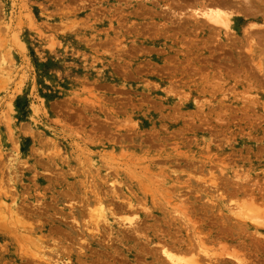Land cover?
<instances>
[{
	"label": "rangeland",
	"instance_id": "obj_1",
	"mask_svg": "<svg viewBox=\"0 0 264 264\" xmlns=\"http://www.w3.org/2000/svg\"><path fill=\"white\" fill-rule=\"evenodd\" d=\"M0 264H264V0H0Z\"/></svg>",
	"mask_w": 264,
	"mask_h": 264
},
{
	"label": "bare ground",
	"instance_id": "obj_2",
	"mask_svg": "<svg viewBox=\"0 0 264 264\" xmlns=\"http://www.w3.org/2000/svg\"><path fill=\"white\" fill-rule=\"evenodd\" d=\"M216 14V13H215ZM214 15V14H213ZM215 16V15H214ZM216 18H217V16H216ZM216 18H214V19H216ZM221 19V18H220ZM219 19V20H220ZM210 20V19H209ZM211 21V20H210ZM215 22H216V20H214ZM217 23V22H216ZM221 23V22H220ZM218 25V24H217ZM172 256H170V258H171ZM173 258V257H172ZM173 260V259H172ZM177 261V260H176ZM179 261H180V259H179ZM179 261H177V262H179ZM173 262H175V261H173Z\"/></svg>",
	"mask_w": 264,
	"mask_h": 264
}]
</instances>
